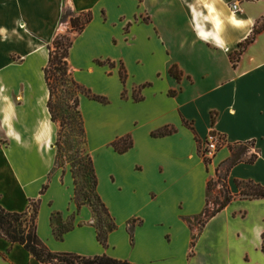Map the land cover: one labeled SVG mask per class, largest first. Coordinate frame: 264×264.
Listing matches in <instances>:
<instances>
[{
	"label": "crops",
	"instance_id": "obj_1",
	"mask_svg": "<svg viewBox=\"0 0 264 264\" xmlns=\"http://www.w3.org/2000/svg\"><path fill=\"white\" fill-rule=\"evenodd\" d=\"M66 11L93 15L69 64L79 84L109 101L82 96L80 103L97 194L117 226L108 247L98 240L94 211L74 201L73 176L57 166L60 126L48 107L45 69L49 46L71 28L62 22ZM263 24L264 0H0V205L25 212L40 200L38 235L54 253L259 264L253 254H264V199L238 197V182L264 186V29L237 67L231 56ZM166 128L176 132L153 136ZM212 133L226 143L208 165L199 149ZM127 136L134 145L121 154L113 144ZM231 146L260 157L231 169L227 186L237 198L202 225L210 196L221 194L222 183L214 191L208 184L218 182ZM70 222L59 238L56 230ZM0 264L43 263L0 238Z\"/></svg>",
	"mask_w": 264,
	"mask_h": 264
},
{
	"label": "trees",
	"instance_id": "obj_2",
	"mask_svg": "<svg viewBox=\"0 0 264 264\" xmlns=\"http://www.w3.org/2000/svg\"><path fill=\"white\" fill-rule=\"evenodd\" d=\"M68 20H70L71 24L70 30L65 34L58 35L52 45L49 46L50 60L48 67L45 69L46 82L50 91V100L48 103V107L53 122L57 123L60 126L58 140L56 142L57 150L60 147V139L62 137V133L65 130L66 126L69 125L68 119L64 116V114H62V104L65 100L61 96H59L60 93L62 94L64 92V94L67 96V100L69 101L68 110L71 113V116H73V114H76V116L78 117L81 125V134L85 139L86 144H88L87 135L83 116L80 110L82 96H86L91 100L100 102L102 104H107L109 102L107 98L98 96L94 94L92 90L79 84L74 79L69 64V58L71 49L74 44V39L76 35L81 34L86 29L87 25L92 22L93 15L91 13L75 15L71 11H66L63 15L62 22L64 23ZM263 29L264 24L260 28H256L252 36L249 37L245 42L239 44V50L231 56L234 67H237V62L240 61L246 49L256 41L257 36ZM98 63L103 64L102 62ZM109 63L112 67L115 66L114 63ZM170 73L178 81H181L183 78V72L180 71L177 66H173L170 70ZM120 74L121 79L125 84L127 76L123 67ZM55 97L59 99L58 103L54 102ZM123 97H125V94H123ZM135 100H139V98H135ZM214 124L215 118L213 119V125ZM175 132L176 129L174 128H166L160 132L154 133L153 136L163 137L166 135H171ZM196 139L198 143H201V140H199L197 136ZM133 145L134 143L131 136H127L115 141L113 147L117 152L123 154L133 148ZM249 145L254 146V142L249 143ZM237 148L238 146L230 147L232 158L222 165V169L226 170L225 176L222 177L221 171L218 170V182H210L208 184L209 190H212V184L217 187L220 183H224V188L228 190L227 179L231 169L242 162H245L247 164H254L260 157V152L256 151V153L253 154L249 160L244 161L242 157L247 153V147L243 146L239 149ZM205 162L206 164H209L208 160H205ZM91 164L94 173V194L96 195L98 178L95 173L92 158ZM238 186L240 188V194L238 197L248 200L264 199V186L256 184L253 181H249L246 183L238 182ZM46 188L47 187H44V190ZM236 198L237 196H234L230 192H228L223 200H218L217 202H215L216 208L213 212L210 213L208 212L209 210L207 211L208 213L206 215V219L201 224L205 225L210 219L222 212ZM97 199L104 212L110 217L108 209L102 202L101 198L98 196ZM40 205V200L31 201L28 209L25 212H10L2 205H0V238L6 239L12 245L19 244L23 246L37 261L43 264H134L129 261L114 259L107 254L96 256L93 258H87L73 253L52 252L38 235V216ZM136 222V220H132L129 223L132 239ZM116 227V224L113 222V225L110 226L105 233H102L101 230L97 229L98 240L105 247H108L109 233L114 231ZM57 236L61 238L63 236V233H57Z\"/></svg>",
	"mask_w": 264,
	"mask_h": 264
},
{
	"label": "rangeland",
	"instance_id": "obj_3",
	"mask_svg": "<svg viewBox=\"0 0 264 264\" xmlns=\"http://www.w3.org/2000/svg\"><path fill=\"white\" fill-rule=\"evenodd\" d=\"M63 89V88H62ZM61 90V89H60ZM63 92V90H62ZM65 101L62 104V114L68 119L69 125L66 126L62 133L60 139V147L57 150V166L64 173H69L73 176L75 180V203L79 206H87L91 208L95 213V226L97 229L105 233L110 226L113 225V220L104 212L102 207L98 203V194H94V173L91 164V155L89 153L88 144L85 143V139L81 134V125L76 114L71 116L68 110L69 101L64 92L59 94ZM139 94H135V97H139ZM55 103L59 102V99L55 97ZM199 153L204 160H208L210 165L212 163V158H208L204 154V144L200 146ZM256 151L249 149L248 153L242 158L244 161L249 160ZM221 176H225V170L221 172ZM214 184H212V191L216 190ZM229 191L224 188V183L221 184V194L210 196V203H212V208L208 212H213L216 208L215 202L218 200H223ZM207 212V213H208ZM206 213V215H207ZM201 217L195 219L196 222L199 221ZM206 217L204 216L201 223L204 222ZM72 222L67 223L64 227L56 230L57 233H63L72 227ZM253 258L259 261V264H264V254L259 251L253 254Z\"/></svg>",
	"mask_w": 264,
	"mask_h": 264
},
{
	"label": "built area",
	"instance_id": "obj_4",
	"mask_svg": "<svg viewBox=\"0 0 264 264\" xmlns=\"http://www.w3.org/2000/svg\"><path fill=\"white\" fill-rule=\"evenodd\" d=\"M232 10L234 12L239 11V4L235 3L232 6ZM225 138L217 133H212L206 143H205V147H204V154L206 157L208 158H213L215 156V154L218 152V150L223 147L225 145Z\"/></svg>",
	"mask_w": 264,
	"mask_h": 264
}]
</instances>
